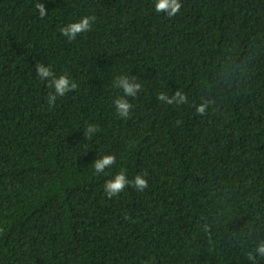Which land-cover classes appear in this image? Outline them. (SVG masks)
I'll return each mask as SVG.
<instances>
[{"label":"trees","instance_id":"trees-1","mask_svg":"<svg viewBox=\"0 0 264 264\" xmlns=\"http://www.w3.org/2000/svg\"><path fill=\"white\" fill-rule=\"evenodd\" d=\"M180 2L0 0V264H264V0ZM37 63L77 89L49 107ZM121 76L141 85L128 118ZM121 169L148 187L108 199Z\"/></svg>","mask_w":264,"mask_h":264},{"label":"clouds","instance_id":"clouds-1","mask_svg":"<svg viewBox=\"0 0 264 264\" xmlns=\"http://www.w3.org/2000/svg\"><path fill=\"white\" fill-rule=\"evenodd\" d=\"M35 8L39 12L40 18H44L47 13L43 3L37 2ZM182 7L180 0H155L154 10L156 13H164L168 18L176 16ZM96 20L95 16H83L78 22L69 23L60 29V33L67 37L69 41H74L79 34L91 31L92 25ZM36 74L41 81H47L50 91L47 96V104L49 107H54L57 97H63L66 93L72 92L77 89L78 85L72 81L67 74L56 76L51 66L45 67L42 63L36 64ZM114 87L120 89L123 95L116 98L113 103L115 106L116 114L120 118H128L130 116V110L133 105L127 98L136 97L141 90V85L135 82V78L129 79L127 76L118 77L114 81ZM157 100L165 102L169 105L173 103H185L187 97L180 91H177L173 96L169 97L166 93L161 92L157 95ZM206 104H200L197 106V115L203 116L206 112ZM97 131L95 125H88L85 128V136L87 139L92 138V134ZM116 163V157L113 155H104L101 158L95 160L92 164L95 174L99 175L105 172V169L111 168ZM146 173L137 174L133 179H128L126 171L121 169L112 179H109L103 185L104 193L108 199L122 193L127 186H131L138 191L143 192L148 187V180L145 178ZM264 257V241H261L255 249V252L248 253V259L254 261L256 257Z\"/></svg>","mask_w":264,"mask_h":264}]
</instances>
